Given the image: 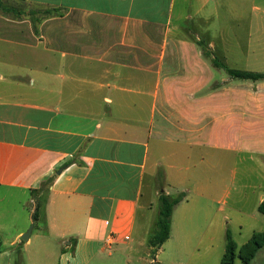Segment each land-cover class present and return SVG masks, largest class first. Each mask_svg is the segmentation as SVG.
<instances>
[{
  "label": "crops",
  "instance_id": "crops-1",
  "mask_svg": "<svg viewBox=\"0 0 264 264\" xmlns=\"http://www.w3.org/2000/svg\"><path fill=\"white\" fill-rule=\"evenodd\" d=\"M24 2L85 21L0 13V264H222L216 204L264 168V80L228 73H264V0ZM162 192L187 199L154 253Z\"/></svg>",
  "mask_w": 264,
  "mask_h": 264
},
{
  "label": "rangeland",
  "instance_id": "rangeland-1",
  "mask_svg": "<svg viewBox=\"0 0 264 264\" xmlns=\"http://www.w3.org/2000/svg\"><path fill=\"white\" fill-rule=\"evenodd\" d=\"M0 13L10 18L28 21L36 30L43 22H46L47 28H54V26L60 25L61 28H70L71 26L80 27L85 21L82 15H66L67 11L60 8L34 5L20 0H3V9L0 10ZM65 15L66 17L60 20V18ZM55 18L59 19L54 21ZM48 36L51 38L54 35L50 34ZM253 170V175L248 179V181L243 182L241 180H237V183L232 186V189L238 190L242 188V185H247V188L244 189L246 193L251 195V200L245 208L241 209L240 204H234L233 200L228 201L227 199L228 205L223 203V201L220 205L216 204L217 208L221 207L222 218L228 216V214L231 215L229 218L230 220L227 221L229 225L228 227H230L229 230L231 231L235 241L239 244L247 243L254 232L264 233V214L259 212L257 208L259 195L264 193V168L260 167L259 163H255ZM208 181L212 182L213 179L207 180V182ZM226 185L229 187L231 185V181L226 180ZM31 207L32 204H28L27 210L31 211ZM12 231L14 232L13 228ZM254 264H264V257L258 259V261Z\"/></svg>",
  "mask_w": 264,
  "mask_h": 264
},
{
  "label": "trees",
  "instance_id": "trees-1",
  "mask_svg": "<svg viewBox=\"0 0 264 264\" xmlns=\"http://www.w3.org/2000/svg\"><path fill=\"white\" fill-rule=\"evenodd\" d=\"M25 1V0H20ZM3 9V0H0V10ZM199 46L203 50L204 54L210 58L212 52L208 50L204 41H198ZM215 67H221L217 58L212 59ZM228 73L235 79L258 81L264 80V73L251 72L245 70L228 69ZM50 183L53 179L49 180ZM187 199V194L181 193L176 196H171L162 192L159 196V216L156 223V227L153 233L149 237V245L155 253L164 245V243L170 238L172 216L175 208ZM259 212L264 214V202L258 207ZM35 211V217L37 216ZM226 250L222 258V264H236L237 258H240L243 264H251L255 259L257 253L264 247V233L254 232L247 243L242 247H238L237 242L233 238L231 231L227 230L226 235Z\"/></svg>",
  "mask_w": 264,
  "mask_h": 264
},
{
  "label": "water",
  "instance_id": "water-1",
  "mask_svg": "<svg viewBox=\"0 0 264 264\" xmlns=\"http://www.w3.org/2000/svg\"><path fill=\"white\" fill-rule=\"evenodd\" d=\"M33 230V225L30 226L29 230L22 236L23 240L28 241Z\"/></svg>",
  "mask_w": 264,
  "mask_h": 264
},
{
  "label": "built area",
  "instance_id": "built-area-1",
  "mask_svg": "<svg viewBox=\"0 0 264 264\" xmlns=\"http://www.w3.org/2000/svg\"><path fill=\"white\" fill-rule=\"evenodd\" d=\"M109 242V244H111V241H108Z\"/></svg>",
  "mask_w": 264,
  "mask_h": 264
}]
</instances>
